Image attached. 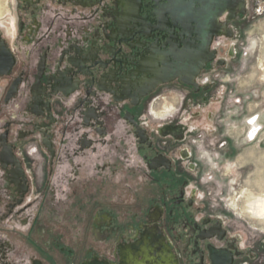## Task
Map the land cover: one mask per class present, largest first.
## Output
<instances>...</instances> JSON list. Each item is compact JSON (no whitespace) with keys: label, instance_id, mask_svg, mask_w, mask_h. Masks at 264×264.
Here are the masks:
<instances>
[{"label":"flooded vegetation","instance_id":"1","mask_svg":"<svg viewBox=\"0 0 264 264\" xmlns=\"http://www.w3.org/2000/svg\"><path fill=\"white\" fill-rule=\"evenodd\" d=\"M15 3L13 33L0 31V221L30 237L43 205L81 203L80 218L99 205L91 230L112 256L80 264H262L261 241L243 246L196 201L184 99L159 115L171 87L211 90L199 79L230 15L203 19L188 0ZM9 251L0 243V264H17Z\"/></svg>","mask_w":264,"mask_h":264},{"label":"rangeland","instance_id":"2","mask_svg":"<svg viewBox=\"0 0 264 264\" xmlns=\"http://www.w3.org/2000/svg\"><path fill=\"white\" fill-rule=\"evenodd\" d=\"M245 4V14L232 22L225 20L233 36L215 41L218 58L225 63L218 66V60L199 79L211 90L194 94L189 87L181 91L171 87L159 115L166 116V106L178 108L184 99L175 118L187 127V144L200 163L199 172L188 173L198 189L196 201L207 214L219 215L243 246L257 248L260 241L264 245V225L251 218L248 202L261 196L264 177V0H245ZM15 7V0H0V31L6 34L13 33L17 22ZM254 118L260 129L255 139L248 123ZM157 122L152 121L154 129ZM66 204L43 205L30 237L19 220L0 221V243L11 244L9 259L17 264H30L35 257L47 264H80L93 253L111 258L113 244L96 242L91 230L93 214L102 207L90 205L88 215L80 218L82 204Z\"/></svg>","mask_w":264,"mask_h":264},{"label":"water","instance_id":"3","mask_svg":"<svg viewBox=\"0 0 264 264\" xmlns=\"http://www.w3.org/2000/svg\"><path fill=\"white\" fill-rule=\"evenodd\" d=\"M156 2H161V1H168V2H173L174 0H154ZM189 5L188 8L193 10V8L196 5L200 6V11H202V18L203 19H208V20H215L218 21V19L225 14H229L230 16L228 17V22H232L235 20L236 15L234 14L231 16V8L237 3L241 2L243 4V11H241L239 14H245L246 13V4L245 0H188ZM227 25V24H226ZM227 27V26H226ZM225 27V28H226ZM229 34H225L224 36L226 37H232L233 33L231 30H227ZM225 62L223 60H219L217 62L218 66L223 65ZM174 78L171 77L169 79V82L173 81ZM182 81L187 85L191 86L193 88L199 89L198 84L194 81V79H182Z\"/></svg>","mask_w":264,"mask_h":264},{"label":"bare ground","instance_id":"4","mask_svg":"<svg viewBox=\"0 0 264 264\" xmlns=\"http://www.w3.org/2000/svg\"><path fill=\"white\" fill-rule=\"evenodd\" d=\"M231 16L238 15L241 11H243V4L241 2H237L232 8H231ZM221 26L218 24V34L219 36L222 34ZM253 126L256 128L257 126L254 125L253 122H251ZM261 189V196L255 197L248 202V212L251 215V218L256 220L257 222L261 223V225H264V177H261V184L259 185Z\"/></svg>","mask_w":264,"mask_h":264},{"label":"built area","instance_id":"5","mask_svg":"<svg viewBox=\"0 0 264 264\" xmlns=\"http://www.w3.org/2000/svg\"><path fill=\"white\" fill-rule=\"evenodd\" d=\"M231 57H234L235 56V52H234V48L231 49ZM211 85H208V87H210ZM251 122L254 123V125H256L257 127L255 128L253 126V124H251ZM248 123H250V125H252V129L253 131L250 133V137L255 139L258 135H259V131L260 129L258 128V125H257V118H254L253 120H250Z\"/></svg>","mask_w":264,"mask_h":264}]
</instances>
